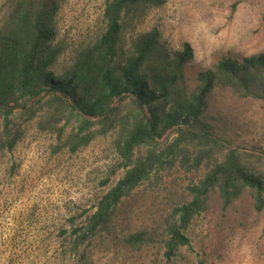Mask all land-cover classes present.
<instances>
[{
    "label": "rangeland",
    "instance_id": "374dc122",
    "mask_svg": "<svg viewBox=\"0 0 264 264\" xmlns=\"http://www.w3.org/2000/svg\"><path fill=\"white\" fill-rule=\"evenodd\" d=\"M107 1L61 0L51 42L61 49L55 70L99 38ZM8 8L9 0H0V19ZM154 28L168 49L191 47L183 78L193 89L197 73L222 57L264 53V0H164L163 6L147 8L138 19L125 22L124 40ZM45 100L26 103L13 113L9 130L11 138L17 136L15 145L0 151V264H163L165 221L191 200L187 188L204 177L207 163L190 171L175 163L152 173L117 207L114 235L100 232L74 246L72 230L124 174L119 169L110 175L118 161L117 129L69 153L62 144L73 124L58 123V114L43 105ZM204 116L246 150L264 146L263 102L215 90ZM143 153L141 149L135 156ZM138 230L155 232L156 243L138 251L114 239ZM185 235L189 246L179 248L170 264H264V210L253 209L247 190L228 206L209 192L204 210L192 218Z\"/></svg>",
    "mask_w": 264,
    "mask_h": 264
},
{
    "label": "trees",
    "instance_id": "16d2710c",
    "mask_svg": "<svg viewBox=\"0 0 264 264\" xmlns=\"http://www.w3.org/2000/svg\"><path fill=\"white\" fill-rule=\"evenodd\" d=\"M163 4L164 0L107 1L99 38L55 70L61 49L51 42L61 0H9L0 19V151H11L15 145L17 136L11 138L9 130L13 113L43 98V105L58 114V123L73 124L62 144L69 153L117 129L118 161L110 175L119 169L124 174L99 199L95 211L72 230L74 246L100 232L114 235L111 224L117 207L152 173L175 163L187 171L207 163L204 177L187 188L191 200L165 221L161 260L170 264L179 248L189 246L185 231L204 210L209 192H216L228 206L247 190L253 209L264 210V169H260L264 146L246 150L217 132L204 116L215 90L264 103V53L222 57L211 69L198 72L197 85L189 89L183 78L192 59L188 44L172 51L155 28L124 40L125 22ZM141 149L144 153L135 156ZM114 239L140 251L155 244L157 236L151 230H138Z\"/></svg>",
    "mask_w": 264,
    "mask_h": 264
}]
</instances>
